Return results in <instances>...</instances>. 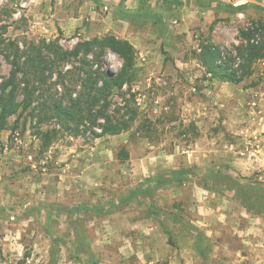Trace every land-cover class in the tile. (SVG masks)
<instances>
[{
  "label": "rangeland",
  "instance_id": "obj_1",
  "mask_svg": "<svg viewBox=\"0 0 264 264\" xmlns=\"http://www.w3.org/2000/svg\"><path fill=\"white\" fill-rule=\"evenodd\" d=\"M108 34L136 49L128 80L63 118L86 70L97 88L120 71L111 49L74 54ZM261 41L264 0H0V96L25 99L17 58L40 68L0 116V264H264Z\"/></svg>",
  "mask_w": 264,
  "mask_h": 264
},
{
  "label": "trees",
  "instance_id": "obj_2",
  "mask_svg": "<svg viewBox=\"0 0 264 264\" xmlns=\"http://www.w3.org/2000/svg\"><path fill=\"white\" fill-rule=\"evenodd\" d=\"M109 49L119 54L123 59V64L120 71L118 73L109 72L108 76L106 78H103L104 87L97 88L96 86H94L93 83H97L98 80H100V76H97L96 72H93L91 74V71L86 70V73L88 75L87 77L81 78L83 90L81 91L80 96L78 97L79 99H76L73 105L71 106L63 107L61 104L58 105V110L60 111V115L63 118L79 123L83 122L84 112L91 113L93 107L90 106L89 108H87L80 98H85L86 95L91 96L92 91H96L97 94L94 95L95 99L94 101H92V105H96L99 98L98 95L100 93L105 92L107 89H112L113 87H122L125 81L128 80V76L132 71L136 60V49L129 40L119 39L112 34H108L104 37H96L93 40L80 42L75 48L74 54L75 57H78L81 53H83L84 56L93 54L99 61H101L100 57H102L105 54V51ZM248 50L249 60L256 61L258 59L263 58L264 41L258 43H251L249 45ZM66 56L67 54L63 55V57ZM31 61H33V59L29 58V62ZM29 62L27 61V64ZM84 63L89 65L91 63V60H88L85 57ZM14 64L17 70L23 72V76L25 79V99L23 101H18L16 92L18 86L14 85L12 86V88H10V82L5 83V85L3 86V93L0 96V116L3 120H6V118L12 115L18 114L21 108L23 109V111H25L30 107L34 89H31L29 81L26 79V77L29 73L36 75L40 72V68H38L36 64L33 65L34 67L31 68L30 71H27V69L22 66V63L20 62V57L17 58ZM209 68L210 73H212L214 77L220 80L235 83L240 82L242 80L241 77L237 76L236 72L228 71V69H225L223 65L217 64L215 58L213 59L212 63L209 64ZM93 74L97 77L94 82H92ZM91 82L92 84H90ZM103 128V133L105 134H118L122 130V126L120 124H114L113 121L109 118L107 119L106 124L103 125ZM254 199L256 198L254 197Z\"/></svg>",
  "mask_w": 264,
  "mask_h": 264
},
{
  "label": "crops",
  "instance_id": "obj_3",
  "mask_svg": "<svg viewBox=\"0 0 264 264\" xmlns=\"http://www.w3.org/2000/svg\"><path fill=\"white\" fill-rule=\"evenodd\" d=\"M131 1V0H130Z\"/></svg>",
  "mask_w": 264,
  "mask_h": 264
}]
</instances>
